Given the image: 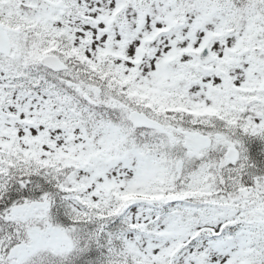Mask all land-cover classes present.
Listing matches in <instances>:
<instances>
[{
	"label": "snow or ice",
	"instance_id": "obj_1",
	"mask_svg": "<svg viewBox=\"0 0 264 264\" xmlns=\"http://www.w3.org/2000/svg\"><path fill=\"white\" fill-rule=\"evenodd\" d=\"M0 264H264V0H0Z\"/></svg>",
	"mask_w": 264,
	"mask_h": 264
}]
</instances>
